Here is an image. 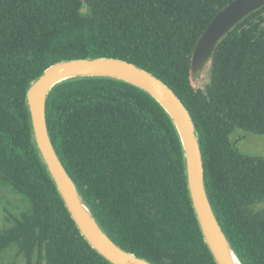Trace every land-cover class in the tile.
<instances>
[{
    "label": "trees",
    "instance_id": "obj_1",
    "mask_svg": "<svg viewBox=\"0 0 264 264\" xmlns=\"http://www.w3.org/2000/svg\"><path fill=\"white\" fill-rule=\"evenodd\" d=\"M232 0H0V190L16 195L0 227V261L111 264L80 235L32 140L25 94L62 60L110 57L165 83L198 133L213 212L243 264H264V156L234 132L264 135V6L216 45L204 88L191 57ZM83 4L87 10L79 9ZM53 146L96 221L122 249L153 264H216L201 235L182 147L162 107L108 78L57 84L46 102Z\"/></svg>",
    "mask_w": 264,
    "mask_h": 264
},
{
    "label": "water",
    "instance_id": "obj_2",
    "mask_svg": "<svg viewBox=\"0 0 264 264\" xmlns=\"http://www.w3.org/2000/svg\"><path fill=\"white\" fill-rule=\"evenodd\" d=\"M264 6V0H232L219 10L197 39L191 57V76L209 62L217 43L243 18ZM87 5L79 12L83 14ZM75 78H108L128 83L153 98L171 119L182 147L187 189L203 240L216 264H243L222 230L208 198L201 145L192 118L175 93L150 72L127 61L110 58L62 60L47 67L28 86L25 105L38 157L61 197L80 235L111 264H153L119 247L102 229L51 141L46 102L59 83Z\"/></svg>",
    "mask_w": 264,
    "mask_h": 264
},
{
    "label": "rangeland",
    "instance_id": "obj_3",
    "mask_svg": "<svg viewBox=\"0 0 264 264\" xmlns=\"http://www.w3.org/2000/svg\"><path fill=\"white\" fill-rule=\"evenodd\" d=\"M209 64L199 72L195 77L191 78V83L194 88H204L208 82ZM231 141L234 147L245 154L251 156H264V135H257L253 133H243L241 131L234 132L231 136ZM8 202H12L13 206H20L21 200L18 196L13 195L7 191L0 190V227L5 224L3 211L7 207ZM259 208H264V203L258 205ZM19 260L14 253H7L0 264H18Z\"/></svg>",
    "mask_w": 264,
    "mask_h": 264
}]
</instances>
